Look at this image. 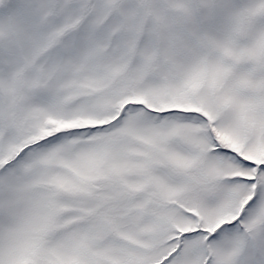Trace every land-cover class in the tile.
<instances>
[{"label":"rangeland","instance_id":"374dc122","mask_svg":"<svg viewBox=\"0 0 264 264\" xmlns=\"http://www.w3.org/2000/svg\"><path fill=\"white\" fill-rule=\"evenodd\" d=\"M0 264H264V0H0Z\"/></svg>","mask_w":264,"mask_h":264}]
</instances>
